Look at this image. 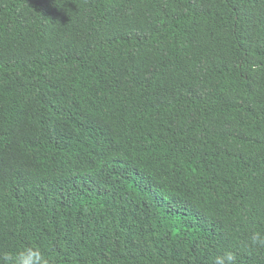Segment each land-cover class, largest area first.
Segmentation results:
<instances>
[{
    "label": "trees",
    "instance_id": "trees-1",
    "mask_svg": "<svg viewBox=\"0 0 264 264\" xmlns=\"http://www.w3.org/2000/svg\"><path fill=\"white\" fill-rule=\"evenodd\" d=\"M264 0H0V264H264Z\"/></svg>",
    "mask_w": 264,
    "mask_h": 264
},
{
    "label": "clouds",
    "instance_id": "clouds-1",
    "mask_svg": "<svg viewBox=\"0 0 264 264\" xmlns=\"http://www.w3.org/2000/svg\"><path fill=\"white\" fill-rule=\"evenodd\" d=\"M247 249L264 248V231L251 230L244 242ZM3 260L8 264H49L48 259L40 252L39 249L27 247L16 255L3 254ZM235 254L232 251H224L213 259V264H233Z\"/></svg>",
    "mask_w": 264,
    "mask_h": 264
}]
</instances>
